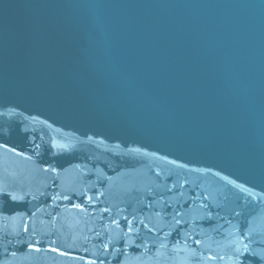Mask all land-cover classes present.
Masks as SVG:
<instances>
[{"label":"water","instance_id":"95a60500","mask_svg":"<svg viewBox=\"0 0 264 264\" xmlns=\"http://www.w3.org/2000/svg\"><path fill=\"white\" fill-rule=\"evenodd\" d=\"M0 264H264V0H0Z\"/></svg>","mask_w":264,"mask_h":264}]
</instances>
